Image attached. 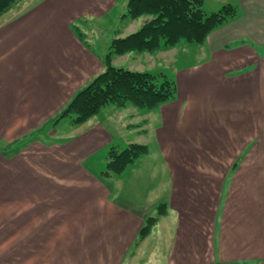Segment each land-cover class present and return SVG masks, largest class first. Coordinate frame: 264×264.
I'll list each match as a JSON object with an SVG mask.
<instances>
[{"label": "crops", "instance_id": "0c3cea01", "mask_svg": "<svg viewBox=\"0 0 264 264\" xmlns=\"http://www.w3.org/2000/svg\"><path fill=\"white\" fill-rule=\"evenodd\" d=\"M227 3L238 14L202 43L112 57L153 71L179 45L195 52L174 66V100L82 124L55 116L151 16L123 12L109 49L89 36L119 0H32L0 17V259L264 264V0ZM133 142L149 153L108 173L112 148Z\"/></svg>", "mask_w": 264, "mask_h": 264}, {"label": "trees", "instance_id": "16d2710c", "mask_svg": "<svg viewBox=\"0 0 264 264\" xmlns=\"http://www.w3.org/2000/svg\"><path fill=\"white\" fill-rule=\"evenodd\" d=\"M19 1L0 0V17ZM202 6V0H129L128 16H151L150 19L137 31L113 39L106 68L73 95L55 116V121L69 117L74 123L82 124L113 102L121 106L131 103L141 109L152 110L175 99L178 88L172 76L166 72L154 73L117 66L112 63V57L133 50L156 52L185 39L202 43L212 31L238 14L237 7L232 3L210 14L205 13ZM148 152L149 146L138 142L124 149L113 147L107 172L121 173ZM158 218L155 216L147 220L141 230V238L151 231Z\"/></svg>", "mask_w": 264, "mask_h": 264}, {"label": "rangeland", "instance_id": "374dc122", "mask_svg": "<svg viewBox=\"0 0 264 264\" xmlns=\"http://www.w3.org/2000/svg\"><path fill=\"white\" fill-rule=\"evenodd\" d=\"M128 1L129 0H119V6L117 7V9L106 20H104L102 22L103 25H101V27H97L96 26L97 28L92 30V32L90 33V36H89L92 39L91 41L89 40L90 43L95 41V44L98 46L99 49L100 48H102V49L108 48L109 49V45L111 43L110 41L115 36L114 33H115V29L117 28V24L119 23V26H121V29H122L123 25H120V24H125V23H121V21L119 19H120V16H122L123 12H127V10H128V8H127ZM202 1H203L202 8H203L204 12L207 13V14H210V13H212L214 11L219 10L222 7L223 2L225 0H202ZM31 2H32V0H20L19 2L15 3L12 6V8L8 11L9 13L7 12V14H12V13L19 12V11L25 9L26 7H28ZM7 14L4 15L3 17H1V18H4L5 16H7ZM85 34L87 35V32H85ZM86 38H87V36H86ZM182 41H184V42H182ZM185 41L186 42H191V43H199V42L188 41L187 39H185V40H181L182 44L186 45ZM184 45H179L175 49V51L172 53V54H174V57H169V60H171V61H167L166 59L162 60L159 57H156V61L160 62L159 63L160 65L157 66L152 72H154V73L166 72L168 75L171 76L173 71H174V66L175 65H179V64H181V63H183L185 61H191V60L195 59L196 58L195 52L188 51L187 49L184 50L183 49ZM192 46L194 48L195 44H193ZM168 48H170V47H168ZM257 101H259V100H257ZM131 106H135V105H133L131 103H128L127 105L121 106L118 103L113 102V103H109V104L105 105L104 107H102L97 114H101L104 110H106L107 108H110V107L121 108V109H129ZM262 106L264 107V101L262 103ZM97 114H95V115H97ZM94 116H92V117H94ZM128 117H130V114L128 115ZM66 122H68V121H66ZM256 132H258V130ZM262 136L264 137V131L262 132ZM140 143H142V142H140ZM0 263L18 264V260L0 259Z\"/></svg>", "mask_w": 264, "mask_h": 264}]
</instances>
